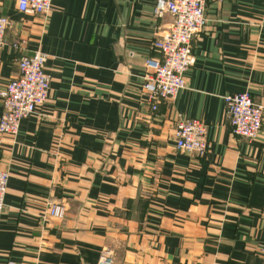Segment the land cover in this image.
<instances>
[{"label": "crops", "instance_id": "crops-1", "mask_svg": "<svg viewBox=\"0 0 264 264\" xmlns=\"http://www.w3.org/2000/svg\"><path fill=\"white\" fill-rule=\"evenodd\" d=\"M155 2L51 0L24 15L0 0V87L35 51L50 75L44 103L0 134V264H96L103 250L112 264L262 262L264 0H206L184 87L148 102L143 65L170 23ZM243 92L263 108L252 142L230 132L223 100ZM190 119L207 127L202 157L174 147ZM48 203L64 206L61 220Z\"/></svg>", "mask_w": 264, "mask_h": 264}, {"label": "built area", "instance_id": "built-area-1", "mask_svg": "<svg viewBox=\"0 0 264 264\" xmlns=\"http://www.w3.org/2000/svg\"><path fill=\"white\" fill-rule=\"evenodd\" d=\"M16 9L24 15H45L51 9V0H14ZM205 0H156L154 17L167 16L172 22L171 31L153 43L158 58H149L145 64L154 70V77L141 86L148 100H166L182 87L181 74L194 61L191 40L206 26L204 18ZM8 18L0 16V48L4 43ZM24 42L13 44L19 48ZM45 56L33 52L17 60V75L0 87V132L14 134L18 121L30 114L34 107L43 102L47 89V76L43 73ZM191 64V65H190ZM230 132L252 142L262 127L263 108L254 103L248 92L223 97ZM165 102V101H164ZM152 107L151 110H155ZM175 147L187 153L204 156L209 149L205 132L207 127L198 120H182L175 125ZM190 155V154H189ZM7 173L0 171V207ZM1 210V209H0ZM104 251V250H103ZM101 252L96 264H112L111 258ZM264 264V249L262 250ZM4 264H14L6 262Z\"/></svg>", "mask_w": 264, "mask_h": 264}, {"label": "bare ground", "instance_id": "bare-ground-1", "mask_svg": "<svg viewBox=\"0 0 264 264\" xmlns=\"http://www.w3.org/2000/svg\"><path fill=\"white\" fill-rule=\"evenodd\" d=\"M205 3H206V0H205ZM205 3H204V11H205ZM154 7V6H153ZM152 10H153V8H152ZM157 18H160V17H157ZM171 28H172V22H171V20H170V23H169V26H168V28H166L167 29V31L165 32V33H163L162 34V36L161 37H164L165 35H167L170 31H171ZM196 36V34L194 35V37ZM193 37V38H194ZM193 38H192V40H193ZM159 40V39H158ZM192 40H191V52H192ZM157 41V40H156ZM155 42V41H154ZM153 42V43H154ZM153 43H152V48H153ZM4 46V43H3V45L1 46V48ZM153 50L156 52V53H158L154 48H153ZM37 52H39V51H37ZM41 53V52H40ZM42 54V53H41ZM159 54V53H158ZM44 55V54H43ZM192 55H193V53H192ZM45 56V55H44ZM46 58V57H45ZM193 58H194V56H193ZM147 59H149V58H147ZM146 59V60H147ZM146 60H145V62H146ZM45 62V61H44ZM145 62H144V64H145ZM193 63H194V61H192V65H193ZM190 64V65H191ZM191 65V66H192ZM190 66V67H191ZM143 68H144V70H145V75H144V79H143V83H144V81H145V83L146 82H148L149 81V79H152L153 77H154V70L153 69H151V68H149L148 66H146V65H143ZM42 71H43V73L47 76V78H48V81H47V89H46V92H45V98H44V100H43V102L42 103H40V104H38V105H36L35 107H34V109H33V111L30 113V114H28L27 116H25V117H23V118H21L19 121H18V125H17V130H16V132L14 133V134H11V133H2V132H0V134L1 135H10V136H13V135H15L16 133H17V131H18V127L20 126L19 125V122L21 121V120H23V119H26V118H28V117H31L34 113H35V111L38 109V107H40L43 103H44V101L46 100V98L48 97V93H49V83H50V75L44 70V64H43V69H42ZM186 72V71H185ZM184 72V73H185ZM184 73H183V75H184ZM181 79H182V87L180 88V89H178L177 91H176V93L172 96V97H170V98H168V99H166V101H168V100H173L174 98H175V96H176V94H177V92L179 91V90H181L183 87H184V76H182V74H181ZM143 83H142V85H143ZM141 85V86H142ZM140 91H141V93H142V95L147 99V101L148 102H153V101H150V100H148V98H147V95L143 92V90H142V88L140 87ZM234 95V94H233ZM231 96V95H230ZM158 100V99H157ZM0 106L2 107V110H3V106H2V103L0 102ZM226 109V108H225ZM0 114H1V112H0ZM227 116V115H226ZM1 117V116H0ZM191 120V119H190ZM179 121H182V120H179ZM179 121H177V122H179ZM199 121V120H198ZM176 122V123H177ZM200 122V121H199ZM202 123V122H201ZM176 125V124H175ZM174 130H175V126H174ZM205 135H206V132H205ZM257 135H258V133L256 134V136H255V138L257 137ZM173 136H174V140H175V131L173 132ZM254 138V139H255ZM205 139H206V136H205ZM174 147H175V143H174ZM176 148V147H175ZM177 150V149H176ZM180 152H183V153H187V152H185V151H183V150H179ZM187 154H193V153H187ZM195 154V153H194ZM0 171H2V172H4V173H7L6 171H4V170H0ZM7 175H8V173H7ZM7 183H8V179H6V182H5V185H4V193H2V196H1V207H0V218H1V216H2V214H3V208H4V196H5V193H6V188H7ZM64 213H65V208H64V206L62 205V204H58V203H48V206H47V208H46V215L49 217V218H51V219H56V220H61L63 217H64ZM109 257H110V253H109V251L108 250H105L104 251ZM98 261V260H97ZM97 263V262H96Z\"/></svg>", "mask_w": 264, "mask_h": 264}]
</instances>
